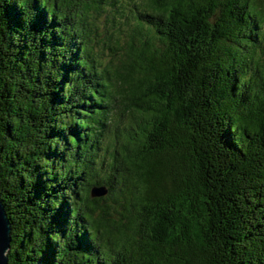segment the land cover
<instances>
[{"label":"trees","instance_id":"trees-1","mask_svg":"<svg viewBox=\"0 0 264 264\" xmlns=\"http://www.w3.org/2000/svg\"><path fill=\"white\" fill-rule=\"evenodd\" d=\"M0 201L8 264H264V0H0Z\"/></svg>","mask_w":264,"mask_h":264},{"label":"water","instance_id":"water-1","mask_svg":"<svg viewBox=\"0 0 264 264\" xmlns=\"http://www.w3.org/2000/svg\"><path fill=\"white\" fill-rule=\"evenodd\" d=\"M106 192L107 189L103 185H94L90 189V195L92 197L103 196ZM10 231V221L6 215L2 202L0 201V264H8L7 251L11 242Z\"/></svg>","mask_w":264,"mask_h":264}]
</instances>
